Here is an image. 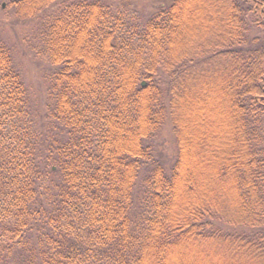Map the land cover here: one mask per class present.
Segmentation results:
<instances>
[{
    "label": "trees",
    "instance_id": "1",
    "mask_svg": "<svg viewBox=\"0 0 264 264\" xmlns=\"http://www.w3.org/2000/svg\"><path fill=\"white\" fill-rule=\"evenodd\" d=\"M0 12V264H264V0Z\"/></svg>",
    "mask_w": 264,
    "mask_h": 264
},
{
    "label": "rangeland",
    "instance_id": "2",
    "mask_svg": "<svg viewBox=\"0 0 264 264\" xmlns=\"http://www.w3.org/2000/svg\"><path fill=\"white\" fill-rule=\"evenodd\" d=\"M4 8H7V5L5 4ZM0 17H4V23L2 24V28H4V31L7 35L8 40L10 41L13 47V51H14V57L15 60L17 61V63L20 65L23 73L25 74L27 80L31 79L32 82H34V86L38 85V81L39 79H34L35 75H38V64L33 62V55L34 57H36L35 52H37V50L35 49H31L29 48L27 45H24V48L22 46V44L19 42V40L17 39V34L19 32V35H21L23 33V30H19L20 26L12 25V22L14 20V18L10 17L9 14H6V12H0ZM26 34H28L25 31ZM16 43V44H15ZM32 76V77H31ZM165 148L168 149V146H165ZM204 260H206V262H209L211 264H230L228 263V261H217V257L216 255H202ZM234 264H239L238 261H235Z\"/></svg>",
    "mask_w": 264,
    "mask_h": 264
}]
</instances>
